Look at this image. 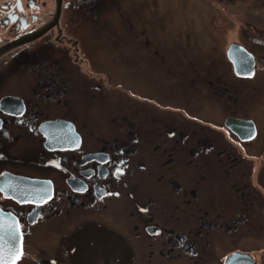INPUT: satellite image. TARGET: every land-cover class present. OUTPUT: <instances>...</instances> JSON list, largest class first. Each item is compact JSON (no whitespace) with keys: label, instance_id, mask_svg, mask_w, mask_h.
I'll use <instances>...</instances> for the list:
<instances>
[{"label":"flooded vegetation","instance_id":"1","mask_svg":"<svg viewBox=\"0 0 264 264\" xmlns=\"http://www.w3.org/2000/svg\"><path fill=\"white\" fill-rule=\"evenodd\" d=\"M174 2L0 0L12 264L93 237L127 264H264V25L184 28Z\"/></svg>","mask_w":264,"mask_h":264},{"label":"rangeland","instance_id":"2","mask_svg":"<svg viewBox=\"0 0 264 264\" xmlns=\"http://www.w3.org/2000/svg\"><path fill=\"white\" fill-rule=\"evenodd\" d=\"M173 1H175L173 6L178 9V18H183L181 24H184V28H197L198 26L209 24L212 21L221 23L230 22L238 25L239 23H243V19L251 20L255 24L259 23L264 25V1L260 2L261 0H230L231 2H226L225 0H157V4L164 7L168 6L169 9H172L169 4ZM155 3L153 2L152 7L155 6ZM138 5L144 4L141 2ZM230 6L233 8V11L230 10L229 15L225 16L227 13L225 7L230 8ZM137 14L140 16V13L137 12ZM209 28L212 29V34L215 39L222 38L221 31L218 28L210 25ZM202 37L209 38L210 36L204 33ZM180 38L183 43L188 39L186 36ZM155 81L156 79L153 78L152 88L159 95L161 94V90L157 88ZM153 111L157 110L153 109ZM157 174L158 172L151 176L154 181ZM136 240V246L140 248L141 241L138 238ZM125 243L121 238H110L109 240L108 238L101 237L89 238L76 243L79 249L72 257L79 264H127L129 262L128 258L119 255L117 250L109 251L100 249V247L105 246L118 248Z\"/></svg>","mask_w":264,"mask_h":264},{"label":"water","instance_id":"3","mask_svg":"<svg viewBox=\"0 0 264 264\" xmlns=\"http://www.w3.org/2000/svg\"><path fill=\"white\" fill-rule=\"evenodd\" d=\"M0 233L5 235V242L3 248L0 249V258L4 261V264H12L13 258L10 255L9 247L21 250V233L16 220L15 215L7 211H3L0 208ZM15 231V239L8 240L6 233Z\"/></svg>","mask_w":264,"mask_h":264},{"label":"snow or ice","instance_id":"4","mask_svg":"<svg viewBox=\"0 0 264 264\" xmlns=\"http://www.w3.org/2000/svg\"><path fill=\"white\" fill-rule=\"evenodd\" d=\"M3 226H0V228H2ZM8 240H13L15 239V231L12 232H8L6 233ZM5 242V235L4 234H0V249L3 248V244ZM10 255L13 258V261L19 260L21 258V256L23 255L22 253V249L21 250H17L15 248L9 247L8 249ZM0 264H4V261L2 260V258H0Z\"/></svg>","mask_w":264,"mask_h":264},{"label":"bare ground","instance_id":"5","mask_svg":"<svg viewBox=\"0 0 264 264\" xmlns=\"http://www.w3.org/2000/svg\"><path fill=\"white\" fill-rule=\"evenodd\" d=\"M2 210V209H1ZM4 211V210H3ZM19 226V225H18ZM20 229V228H19ZM3 232H1L0 234H2ZM21 233V232H20Z\"/></svg>","mask_w":264,"mask_h":264}]
</instances>
